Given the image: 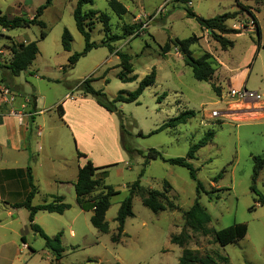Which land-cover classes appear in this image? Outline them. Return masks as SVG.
I'll return each instance as SVG.
<instances>
[{"label":"rangeland","instance_id":"rangeland-1","mask_svg":"<svg viewBox=\"0 0 264 264\" xmlns=\"http://www.w3.org/2000/svg\"><path fill=\"white\" fill-rule=\"evenodd\" d=\"M77 1L54 0L44 11L41 19L47 24L48 34L44 39L40 36L42 29L39 26L10 29L0 25V83L10 89L11 96H17L19 104L37 97L39 109L47 111L43 116L48 119V128L51 125L55 128L49 141L60 140L64 155L70 160L77 159L76 148H79L97 165L111 164L106 167L104 179L107 185L121 191L112 198L106 214L110 226L108 233H102L92 225L91 212L74 208L63 216L44 213L48 216L40 221L45 226L42 228L48 230L46 233L54 235L62 231L64 253L59 263H178L184 248L172 243L171 236L183 230V214L197 198L196 182L186 167L162 159L151 160L145 165V155L150 148H155L165 158L187 157L190 147L213 131V138L196 152L195 159L190 160L198 169V178L210 192H202L200 202L212 216V227L221 229L246 223L248 232L243 239L221 246L214 236L195 233L187 227L192 238L185 247L200 257L211 256L219 264H225L222 256L228 258L226 264H264V205L256 201L257 196L251 190L254 157L264 155V0H120L128 9L122 17L111 10L108 0H94L93 5H84L85 12L97 11L88 20L92 26V41L100 42L108 37L100 21L102 12L110 16L108 35H122L125 28L131 31L127 37L112 42L117 51L131 57L134 74L138 75V79L131 82L119 78L122 70L119 56L107 47L94 48L73 68L67 66L68 57L85 47L73 15ZM44 2L0 0V15L33 17ZM238 2L251 7L259 21L262 47L258 51L255 26ZM186 8L204 18L237 12L227 21L230 27L242 31L227 35L234 40V46L223 50L209 30L202 28L195 18L186 16ZM66 28L73 36L71 52L65 51L61 42ZM194 35L198 40L191 45L193 55L197 58L206 52L212 55L210 62L215 73L209 82L193 76L192 68L186 65L175 47L172 46L168 53L162 51L169 38L183 39ZM24 41H36L39 54L27 70L15 76L8 68L13 58L11 46ZM152 69H156V82L144 90L139 103H117L125 118L122 131L118 114L113 116L119 131L118 146L110 132V121L91 115L83 118L86 122L83 128L88 127V123L93 128L102 127L107 133L98 140L81 137L79 147L73 131L59 116L57 105L62 103V98L71 91L74 95L83 93L77 85L92 76L95 78L93 87L103 89L113 100L120 90L136 89L139 81ZM213 85L219 88V93ZM241 86L258 91L262 98L242 100L233 96L230 91ZM184 110H194L196 114L185 124L150 134ZM38 122L42 123L40 118ZM124 145L133 150V154L128 153ZM142 168L145 173L141 184L163 191L168 181V198L177 208L156 214L143 205L140 196H135L134 216L127 219L126 235L123 237L122 234L120 240L114 242L112 235L117 234L116 217L121 201L128 194L127 186L138 178ZM221 171H224L223 176L215 181ZM256 185L264 192V169ZM217 196L220 198L216 199ZM41 198L37 200L42 201ZM13 228L10 231L0 227V240L11 241V245L5 247L8 249L0 253V264L55 263L44 239L31 229L28 219L15 222ZM72 228L74 236H71ZM14 230L25 234L29 247H22L23 241L20 237L16 240Z\"/></svg>","mask_w":264,"mask_h":264},{"label":"trees","instance_id":"trees-1","mask_svg":"<svg viewBox=\"0 0 264 264\" xmlns=\"http://www.w3.org/2000/svg\"><path fill=\"white\" fill-rule=\"evenodd\" d=\"M53 0H45L43 4H41L37 8V12L33 17H25V16H14L8 17L6 14L0 15V25L4 28H28L34 25L41 27V38L47 37V24L45 21L41 19L44 11L51 6ZM86 4H94V0H78L76 7L74 8V19L76 22V26L78 31L84 37L85 47L81 52H75L68 57L67 66L71 69L75 66V64L84 56H86L91 50L98 47H107L111 53L119 56L120 62L119 66L122 68L119 73V78L124 82H131L138 79V75L134 74V66L131 62V57L129 54L117 51L112 42L123 39L131 34V31L128 28H125L124 33L122 35H108L110 32V16L107 13H100V21L104 25V31L106 36L105 39H102L100 42L91 40V29L92 26L89 23V19L93 16V14L97 11L91 10L85 12L83 6ZM109 7L111 10L122 17L128 12V9L124 3L120 0H108ZM238 5L242 10L248 13V15L252 19V23L255 26V31L257 34V51L262 47L261 44V26L259 21L252 11V8L246 5H242L238 2ZM186 16L195 18L202 28L207 30H211L212 37L220 44L223 50H227L234 46V40L227 37L229 34H239L241 33V29L230 27L227 24L229 19H232L236 16L237 12H226L223 14L216 15L210 18H204L202 16L197 15L191 8H186ZM247 27L246 24H244ZM198 37L190 36L188 38H169L165 45L162 47V51L164 53H168L172 46L175 47L183 56V59L186 65L190 66L193 71V76L199 81L209 82L214 73L215 68L210 62V58L212 57L211 53L206 52L200 57H195L191 50V45L196 43ZM62 46L63 49L67 52H71L73 36L71 32L66 28L62 34ZM11 51L13 54V58L8 65V68L11 70L12 74L15 76L20 75L23 71L27 70L29 66L33 63L39 53V47L36 41H31L29 43H19L13 44L11 46ZM256 54L254 55V58ZM156 69H152V71L144 76L138 83L136 89L132 91L120 90L113 100H110L103 89H95L92 85L95 80L94 77H88L84 79L77 85L78 89H81L84 94L91 95L96 102L105 108L107 111L111 113H117L119 119L121 121V130H124V113L121 109L117 107L118 102L123 103H139V98L143 94L144 90L154 85L156 82ZM108 82V81H107ZM213 89L216 93H219V88L213 85ZM35 105V98L32 100ZM57 110L60 117H63L64 110L61 103L57 105ZM194 110H184L181 111L174 117H171L166 121L163 125H161L157 130L152 131L150 134H154L166 128H175L180 124H185L190 118L195 116ZM30 122L31 117H30ZM143 135L142 132L139 133ZM214 132L209 131L207 135H205L202 140L198 143L193 144L187 154V157H176V158H165L162 153L155 149L150 148L145 155L146 165L151 160L162 159L170 164L179 165L186 167L189 170L190 177L196 182V195L197 198L192 204V206L186 210L183 214V218L185 220L184 227L181 233L173 234L171 236V242L183 247V254L180 257L178 263L176 264H219L211 257L207 256L205 258L200 257L194 250L190 248H186L185 246L192 238V234L186 231V228L189 227L195 233H201L203 235H212L215 238V241L219 243L221 246H226L230 243H234L238 240L243 239L247 232L248 226L246 223H235L225 228L216 229L211 226L212 216L208 209L200 202L201 193L204 192L209 194L210 192L205 189L204 183L198 178V169L194 167L193 163L190 161L191 159H195L197 157L196 152L202 147L208 144V142L213 138ZM124 149L128 151V153L133 154V150L124 145ZM142 153L141 151H139ZM78 158L86 157V154L77 151ZM110 165L104 166H95L93 162L88 159L86 164L79 167L78 179L75 182V191L77 196V202L80 206L84 207L86 203L91 204L93 207V214L90 217V221L92 225L102 233H108L110 231L109 222L106 220V213L111 206V198L113 196L119 195L120 190H115L113 186L107 185L105 183L104 175L106 174V167ZM264 169V155L255 156L254 157V168H253V176H252V186L251 190L256 194V201L261 205H264V192L260 191L257 188L256 182L260 172ZM28 177L29 184L31 186V191L26 197L25 201L20 203H15L14 207H25L29 210V222L32 230L41 236L45 241V247L52 253L53 259L55 261L54 264H60L59 261L63 257L64 246L62 244V231L58 232L55 235H49L42 228L41 225L34 221L35 214L42 210L48 212H57L59 214H63L66 210L70 209L71 205L69 203L63 202V198L61 196L55 197V199L51 202L33 205L32 200L36 194L37 188L33 184V177L31 174V168L28 166ZM223 172L221 171L216 177L215 181H218L222 176ZM145 168H142L139 173L138 178L128 185V194L121 201L118 214L116 217V221L118 223L117 226V234L112 235V241L118 242L120 237L124 233V227L126 219L134 216L133 212V198L134 196H140L142 199V203L144 206L149 208L154 213H158L164 210H175L176 205L169 200L167 194V188L170 186L169 182L166 181L167 188L163 191L158 189H148L145 188L141 184V178L144 176ZM101 189L100 192L94 194L95 191ZM220 198L219 196L216 199ZM22 241L26 243L25 237H22ZM225 264L228 262V258L222 256ZM118 264V263H115ZM247 264H252L247 262Z\"/></svg>","mask_w":264,"mask_h":264},{"label":"crops","instance_id":"crops-1","mask_svg":"<svg viewBox=\"0 0 264 264\" xmlns=\"http://www.w3.org/2000/svg\"><path fill=\"white\" fill-rule=\"evenodd\" d=\"M25 43H29V41ZM34 98L36 102L35 105L32 101L30 102V100L19 104L17 102V96L14 95L11 96L9 102H2L0 100V227L9 229L10 231L14 229L13 226L15 222H19L20 220L26 221V219L29 220V210L27 208L13 206L15 203L25 201L31 191L27 170L28 166L31 168L33 184L37 188L36 194L32 200L33 205L48 203L53 201L55 197L61 196L63 202L71 205L70 209L66 210L63 214L47 211L49 214L63 216L74 208H78L80 212L85 211L88 213L91 212V215L93 214V207L91 204L86 203L84 207L78 204L74 185L78 179L79 167L86 164L87 160L90 159L89 156L79 148H76L77 151L86 154V157L78 158L77 155V159L74 158L70 160L65 157L60 140L53 139L49 141L50 134L52 135V130L55 128L52 125L48 128V119L43 116L47 111L45 109H39L38 98ZM61 104L63 106L64 115L60 118L68 124L73 131L79 147L81 137L86 136L90 140H98L102 135L104 136V133H107L102 127L93 128L89 126L88 123V127L83 128V123H86L83 121V118L90 117L91 115L98 116L102 118V120L110 121V132L115 139V144L118 146L119 131H117L116 124H114V113L100 106L95 99L83 93L74 95V92L71 91L62 98ZM19 114H23L24 116L20 117ZM36 116L38 117L36 118ZM30 117L32 122H30ZM38 118H40L42 123L38 122ZM49 147L52 148L50 149ZM104 154L108 155V152L104 151ZM90 160L95 166H100L92 159ZM100 191L101 189L95 191L94 194ZM39 197H42V201L37 200ZM45 212L46 211L40 210L34 217V221H37L43 227L45 226L40 219L48 216L44 214ZM74 220L75 217L72 221ZM4 221H6V223ZM45 230L48 231L46 228ZM70 231L71 236H74L75 231L73 228ZM14 233L17 236L16 240H19V237L21 240L22 237L27 239L25 234L17 230H14ZM125 235L126 230L124 227L123 237ZM0 245V253H2L3 250L8 249L5 247L11 245V241L8 239L0 240ZM22 247H29L28 242H23Z\"/></svg>","mask_w":264,"mask_h":264},{"label":"built area","instance_id":"built-area-1","mask_svg":"<svg viewBox=\"0 0 264 264\" xmlns=\"http://www.w3.org/2000/svg\"><path fill=\"white\" fill-rule=\"evenodd\" d=\"M231 94L239 99H253L259 100L262 98V94L255 90H250L245 86H241L237 89H232ZM0 100L2 102H9L11 100V92L10 89L4 84L0 83ZM217 114V113H216ZM20 117L24 116L23 114H19Z\"/></svg>","mask_w":264,"mask_h":264},{"label":"water","instance_id":"water-1","mask_svg":"<svg viewBox=\"0 0 264 264\" xmlns=\"http://www.w3.org/2000/svg\"><path fill=\"white\" fill-rule=\"evenodd\" d=\"M209 32L211 33L212 31H211V30H209Z\"/></svg>","mask_w":264,"mask_h":264}]
</instances>
